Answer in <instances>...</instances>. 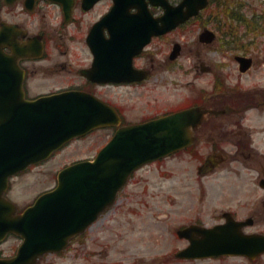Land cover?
<instances>
[{
  "label": "flooded vegetation",
  "instance_id": "obj_1",
  "mask_svg": "<svg viewBox=\"0 0 264 264\" xmlns=\"http://www.w3.org/2000/svg\"><path fill=\"white\" fill-rule=\"evenodd\" d=\"M234 3L237 9L246 7V14L228 17L217 14L205 16L199 13L178 24L170 32L151 36L134 52L129 46L128 49L115 46L118 45L116 40L111 43V31L118 30L119 41L125 44V40H120L124 36L119 30L131 27L110 18L104 20L110 12L113 0H0V49L15 58L26 99L68 90L80 91L89 95L93 101L112 105L119 114L121 121L117 126L94 127L83 135V138L90 137L92 140L87 147V153L77 156L70 163L82 159L93 160L119 126L143 121L155 114L127 119L124 108L106 97V92L111 87L127 88V91H131L132 88L149 83L158 74L182 70L183 80L186 79L184 85L192 87V92L176 105L171 104L166 113L190 106L211 111L192 129V144L170 154L168 158L188 152L194 159L203 160L204 172L235 162L255 171L257 187L263 191L260 197V213L264 218V182L261 183L264 179V149L259 150L256 141V134L264 133V9L255 0H234ZM148 9L154 16L162 11L150 4ZM129 11L135 12L136 9L131 8ZM121 17L117 20H121ZM207 20L211 22L209 28L214 32L210 42L199 36L201 30L208 26L203 25ZM231 20L246 22V31H238L237 23ZM196 23L200 26L190 39L191 27ZM136 41L139 43L138 37ZM217 41L218 45L215 44ZM211 45L226 56L229 53L237 73L249 77L244 89L237 80L230 82L231 74L221 71L222 63L210 62L212 58L205 54ZM201 47L204 55L201 53L199 56L198 49ZM174 49L176 50L173 53ZM237 55L248 58V67L244 72L239 70ZM190 71H201L202 75H194V79L198 76L201 78L197 89L194 87V79H188ZM188 91L190 92L189 89ZM245 113L254 114L259 120L254 122L252 119L247 122ZM222 116L227 117L225 121L232 123V128L225 122L222 123ZM101 136H104L102 141ZM199 149L208 152L202 154ZM151 164L153 163L131 172L117 192L116 199L132 182L135 173ZM251 182L253 183L252 180ZM227 195L223 193V197H218L224 201L216 203L214 210L217 211L211 223L204 222L197 215L187 224L208 228L225 223L227 219L244 222L250 218L252 226L257 209L250 193L249 196L246 195L250 200L245 201L249 208L242 215L239 209L242 211L243 204L237 205L227 200ZM31 202L32 200L26 205ZM92 223L86 230L91 228ZM241 230L249 232L247 227H242ZM84 233L71 236L62 250L52 254L61 255L67 252L72 243L83 237ZM7 239L12 240L10 250L4 252L0 249V257L13 256L22 240L18 235L9 234L0 242V246ZM181 239L186 242V246L189 239Z\"/></svg>",
  "mask_w": 264,
  "mask_h": 264
},
{
  "label": "water",
  "instance_id": "obj_2",
  "mask_svg": "<svg viewBox=\"0 0 264 264\" xmlns=\"http://www.w3.org/2000/svg\"><path fill=\"white\" fill-rule=\"evenodd\" d=\"M114 1L109 18L126 26L132 25L131 29H123L131 37L125 44L131 47L135 40L137 49L136 37L146 41L153 34L168 31L207 4V0H181L175 5L167 0H149L164 8L162 15L153 17L147 11L146 0ZM131 7L137 11L130 13ZM119 16H122L121 20H117ZM134 31L135 35L132 34ZM201 36L210 40L212 33L206 30ZM118 39V35L111 32V43ZM240 61L244 63V58L240 57ZM16 70L15 61L0 52V84L4 90V97H0V239L9 231L25 237L18 254L9 260L0 259V264H33L38 255L57 250L70 235L95 219L113 201L115 192L132 169L188 144L191 140L190 121L198 123L205 111L183 109L121 127L94 162L80 161L62 168L57 174V185L40 194L21 214H17L16 205L3 196L10 175L46 158L95 121L112 123L116 117L107 105L102 106L107 112L104 116L101 105H96L91 97L82 93L63 92L22 101V97H16L20 94L19 82L10 81L9 73ZM113 154L118 155V159L109 157ZM118 162L121 163L114 165ZM47 216L55 219H45ZM47 222H53V229L38 226ZM189 232L185 235L191 243L177 253L180 257L222 253L255 257L264 251V235L235 236L230 225L214 230L192 228Z\"/></svg>",
  "mask_w": 264,
  "mask_h": 264
},
{
  "label": "rangeland",
  "instance_id": "obj_3",
  "mask_svg": "<svg viewBox=\"0 0 264 264\" xmlns=\"http://www.w3.org/2000/svg\"><path fill=\"white\" fill-rule=\"evenodd\" d=\"M216 1L213 0L214 3L204 11L205 16L217 11ZM210 25L211 22L208 23ZM198 26L200 24L196 23L191 27L190 39L196 34ZM202 49H198L199 56L201 53L204 55ZM205 55L212 58L211 63L223 64L221 71L231 74V83L237 80L243 89L246 87L249 77L237 73L229 53L226 56L211 45ZM196 74L202 75L201 71H190L188 79L192 81ZM185 80L182 70L162 73L131 91L111 87L106 97L124 108L127 119H138L166 111L171 108V104L176 105L185 95H189L192 87L185 86ZM200 80V76L193 80L196 89ZM245 117H248L247 122L259 120L254 114L245 113ZM221 118L222 123L232 128V123L225 121L227 117ZM90 141V137H85L70 142L51 158L28 167L12 179L7 195L18 205L32 200L55 183L56 172L64 163L87 153ZM256 141L257 148L263 150L264 133L256 134ZM199 150L202 154L208 152ZM202 167L203 160H196L188 152H183L137 171L115 203L92 223L83 237L72 243L67 252L47 255L37 264H264V254L253 260L242 256L192 260L173 258L174 251L186 244L176 236L178 226L192 222L197 215L204 222L211 223L217 211L214 210L216 203L224 201L218 198L223 197V193L228 194L227 200L237 205L243 204L242 211L239 209L241 215L249 208L245 201L248 200L246 195L250 193L257 211L254 224L247 227V231H264V218L260 213L263 191L257 187V173L239 162L224 164L207 172ZM11 243L12 240L8 239L1 245V251H9Z\"/></svg>",
  "mask_w": 264,
  "mask_h": 264
},
{
  "label": "bare ground",
  "instance_id": "obj_4",
  "mask_svg": "<svg viewBox=\"0 0 264 264\" xmlns=\"http://www.w3.org/2000/svg\"><path fill=\"white\" fill-rule=\"evenodd\" d=\"M131 28H132V25H131ZM131 28H130V29H131ZM117 31H118V30H117ZM119 32L125 35V38H124V39H120V40L128 41V40L131 39V37H128L127 34L123 32V29H120ZM132 34L135 35V34H136V31H134ZM115 42H118V45L115 44V46H121V47H124L125 49H128V48H129L128 46H126V44H124L123 42L119 41V39L116 40ZM119 42H121V44H120ZM134 44H135V40H134V42L132 43L131 48H133V45H134ZM0 89L2 90V93H0V97L3 98V97H4V95H3L4 90H3V87L1 86V84H0Z\"/></svg>",
  "mask_w": 264,
  "mask_h": 264
},
{
  "label": "trees",
  "instance_id": "obj_5",
  "mask_svg": "<svg viewBox=\"0 0 264 264\" xmlns=\"http://www.w3.org/2000/svg\"><path fill=\"white\" fill-rule=\"evenodd\" d=\"M218 14L225 15V16H233V17L238 15V14L234 13L232 6L228 3H226L224 5V7L221 6L218 9Z\"/></svg>",
  "mask_w": 264,
  "mask_h": 264
}]
</instances>
